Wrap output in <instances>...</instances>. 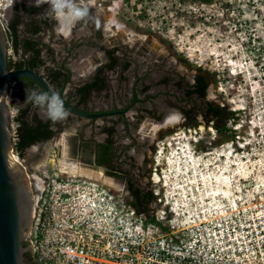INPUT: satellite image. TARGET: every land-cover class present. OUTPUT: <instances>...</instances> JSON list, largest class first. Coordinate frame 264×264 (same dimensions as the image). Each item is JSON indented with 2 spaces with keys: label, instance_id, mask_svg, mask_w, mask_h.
<instances>
[{
  "label": "flooded vegetation",
  "instance_id": "1",
  "mask_svg": "<svg viewBox=\"0 0 264 264\" xmlns=\"http://www.w3.org/2000/svg\"><path fill=\"white\" fill-rule=\"evenodd\" d=\"M155 1L84 0L89 15L73 24V15L58 21L50 14V5L46 2L37 6L36 0H0V16L8 38V69L29 67L42 74L53 90L81 110L125 111L93 117L76 114L66 107L70 112L68 118L54 122L32 104L24 118L35 124L37 114L49 122L54 133L26 147L21 155L16 145L21 125L17 116L28 104L26 95L22 97V94L33 88L46 90L35 79L32 84L29 80L15 81L10 91L15 90L24 104L15 108L11 126L15 151L25 168L31 190L30 230L36 200L44 193L41 174L52 158L59 163L61 135L74 123L79 127L76 120L84 121L78 134L68 136V142L82 163L70 160L68 164L95 171L101 177L65 169L60 172L98 180L134 207L133 201L138 198L134 190L140 188L145 195L151 192L153 199L147 213L156 207L153 171L167 165L164 156L173 149L181 152L183 147L190 151L193 146H200L207 140L203 133L206 129L219 131V127L227 126L231 120V106L217 93L214 75L204 65L193 64L187 58L194 54L191 46L185 49L179 46L177 39L188 34L186 42H191L202 30L212 37V42L223 44L227 40L228 46L230 25L227 20L232 19L230 14L219 16L218 12L225 8L235 10L239 2L165 0L169 12L156 20L155 14H150ZM115 2L119 4L117 12L111 9ZM135 17L137 24L144 25L150 34H142L132 27ZM117 20L127 29L117 28L113 22ZM224 52V49L218 50L217 54ZM201 54L210 53L202 50ZM82 64H87L88 68L82 77L76 78ZM58 73L61 76L55 78ZM100 80L104 84L101 88ZM83 86L88 90L84 91ZM109 90L113 97L101 105L96 96ZM116 90L122 92L118 94ZM176 112L182 119L169 121L167 118ZM178 127H184L188 136L178 137ZM161 144L163 147H159L165 154L162 162L156 163L157 146ZM24 244L27 264H38L29 237Z\"/></svg>",
  "mask_w": 264,
  "mask_h": 264
},
{
  "label": "built area",
  "instance_id": "2",
  "mask_svg": "<svg viewBox=\"0 0 264 264\" xmlns=\"http://www.w3.org/2000/svg\"><path fill=\"white\" fill-rule=\"evenodd\" d=\"M235 12L225 8L218 15L230 14V31L246 50L243 43L250 47L251 42L261 41L259 17L254 16V30L251 27L248 33H241ZM248 21L251 18L244 20ZM182 47L189 46L185 43ZM206 51L217 54L218 50ZM192 59L198 65L219 70L220 64L214 60L210 64L202 56ZM226 61L236 74L232 61H237L232 57ZM243 125L239 121L234 127ZM180 136L188 134L183 130ZM204 143L211 145L212 141ZM250 143L246 135L238 133L236 139L215 146H193L186 152L200 162L196 166L183 162L178 170L182 171V181L176 184L167 183L169 163L155 168L157 200L151 213L138 211L98 180L62 174L63 168L52 158L41 174L44 193L36 200L29 233L38 264H264V174H260L263 168L258 162L249 163ZM226 149L245 162V167L244 162L235 164V170L225 156L220 159L222 163L217 162V172L220 166L222 172L227 168L229 174L235 172L227 188L223 189L225 180L218 179L206 183L200 179L188 185L187 175L204 167L209 174L214 168L210 165L212 157ZM164 154L159 147L156 163H161Z\"/></svg>",
  "mask_w": 264,
  "mask_h": 264
},
{
  "label": "rangeland",
  "instance_id": "3",
  "mask_svg": "<svg viewBox=\"0 0 264 264\" xmlns=\"http://www.w3.org/2000/svg\"><path fill=\"white\" fill-rule=\"evenodd\" d=\"M220 1H225V0H220ZM237 1L239 3L235 7L236 12L234 13V16H235V22L238 24L240 29H243L241 33H248L251 27H252L251 29H253L256 26L255 25L256 20H254V16L258 15L260 21V27L258 26L257 27L259 28L261 34L260 42L257 41L255 44L251 42L250 47L247 46L248 43H243L244 45H246V50H245V46L243 48V45L240 44L241 42L238 40L239 37L236 34H234L235 32L230 31V38H229L230 44L227 46V42H225L227 40H225L223 44L216 41L212 42L213 40L212 37L207 35L202 30L198 32L199 35L196 36L191 42H186L188 34H185L184 37L185 39L179 37L177 41H179L182 46H184L185 42L187 46H191L190 50L194 52V54L187 56V58L193 64H196V62L193 61L192 58L198 59L200 58V56L205 58L204 60L205 62L208 61L211 64L212 60H214L215 64H220V66H218L219 70H215L210 67L207 68L214 75V84H215L214 87L216 88L217 93L220 94L224 99H226L228 104H230L231 110L233 112L231 115L232 116L231 120L228 121L227 126L225 127L226 128L225 132L221 130L217 131L216 129H213L214 130L213 132L209 131L208 129H206V131L203 132L204 135L206 136V139L211 140L212 144L210 145L208 143L207 144L202 143L201 146H204V144L209 146H215L220 142H226L231 140L232 138L236 139V135L238 133H241L242 135H246V139L251 141L249 146H247L251 151L249 163L254 164L255 162H258L260 166L263 168L260 174H264V0H252L251 3L247 6H242V3L244 5L245 0H237ZM204 6L210 7L211 5L204 4ZM150 12H151L150 14L152 13L155 14L154 18L157 20L158 17L160 16L162 17L166 13L168 14L169 9L165 4V0H157L155 1L154 6L151 8ZM248 18H251V21L244 22V20H247ZM136 19L137 17H135V19L131 23L132 27L136 29L137 32H140L142 34L143 33L150 34L144 25L137 24ZM238 22H241L242 25L239 24ZM197 24L204 25L203 23H199V22ZM190 29L191 28H189V30ZM183 39L185 40L184 42ZM258 46H260L261 48ZM209 49H217L220 51L224 49L225 52L224 54H201L200 52V50H203V52H205L206 50ZM230 57L234 58L235 61H237V63L232 61L233 64L234 63L236 64V68H237L236 74H233L231 72L230 68H232V66H228L226 63L227 62L226 60H228ZM87 68H88L87 64H82L78 70L79 73L78 74L76 73V78L82 77V73H84L87 70ZM120 92L122 91L116 90V93L119 94ZM96 97L98 102L101 103V105H104L105 103L103 101L109 102V100L113 97V95H111V91L109 90L100 93ZM7 99L8 100L10 99L9 103L11 102L10 105L13 114L15 112L16 107L24 104V101H22L19 94L15 90H12V92L9 91ZM37 108L39 109L40 113L46 114L41 108L39 107ZM233 117H235V119ZM77 121H79V124L81 126L84 120L82 119L76 120L75 122ZM239 121L244 125L240 129H235L234 125ZM80 126L77 127L75 126L74 123V126L72 125L71 127L66 128L64 133H62L61 135L60 139H62L63 142L60 153L61 159L59 161L61 167L63 161L69 162L70 160H73L76 161L77 163L80 162L82 163V160H80L81 159L80 156L77 155V153L74 152L73 150L71 151V147L69 145L70 143L68 142V136L73 135V133L78 134V130L80 129ZM183 129L184 127L183 128L178 127L177 133L180 132L182 133ZM250 132L254 133V135L251 136ZM159 146L163 147V145L161 144L158 145L157 148ZM169 156L170 154L165 155V157L167 158ZM223 156L224 153H217V155L215 154L214 157H212L213 162L211 161L210 165L214 166V168H218L216 164L218 161L222 163L220 159H222ZM232 157L234 158V160H241L238 159L237 157L236 158L234 156ZM161 158L163 159V157ZM226 161L232 167L235 166V164L231 159L229 160L227 158ZM167 165L169 164L167 163ZM244 167H245V162H244ZM221 168L222 167L220 166L218 172H222ZM235 169H237V166L234 167V170ZM228 170L229 168H227L225 172H222V175L224 174L229 175L230 178L233 180L234 176H236L235 172L229 174Z\"/></svg>",
  "mask_w": 264,
  "mask_h": 264
},
{
  "label": "water",
  "instance_id": "4",
  "mask_svg": "<svg viewBox=\"0 0 264 264\" xmlns=\"http://www.w3.org/2000/svg\"><path fill=\"white\" fill-rule=\"evenodd\" d=\"M8 38L0 16V264H27L24 241L29 237L32 225V198L25 168L19 161H13L15 141L12 130L13 111L8 102V93L18 77L35 79L46 91L53 90L49 81L29 67L8 69ZM65 106L72 112L100 117L102 115L125 112H87L66 100Z\"/></svg>",
  "mask_w": 264,
  "mask_h": 264
},
{
  "label": "clouds",
  "instance_id": "5",
  "mask_svg": "<svg viewBox=\"0 0 264 264\" xmlns=\"http://www.w3.org/2000/svg\"><path fill=\"white\" fill-rule=\"evenodd\" d=\"M45 2L50 5V14H54L58 21L62 17L73 15V24H75L89 15V9L84 0H79V2L77 0H36L37 6ZM26 101L41 108L48 118L54 122L65 120L70 115L69 110L65 106V101L60 93L55 90L46 92L35 88L29 89L26 92ZM167 119L179 121L182 119V115L176 112Z\"/></svg>",
  "mask_w": 264,
  "mask_h": 264
},
{
  "label": "bare ground",
  "instance_id": "6",
  "mask_svg": "<svg viewBox=\"0 0 264 264\" xmlns=\"http://www.w3.org/2000/svg\"><path fill=\"white\" fill-rule=\"evenodd\" d=\"M118 5H119L118 2L117 3L115 2L111 9H113L114 12H117L119 9ZM113 22H115V24L117 25V28L127 29L125 24H123L122 22H119L118 20L113 21ZM169 121H173V120H169ZM182 149L183 150L181 152H178L176 150L173 151V153H170V156L168 158L166 157L167 160L165 159L166 162L170 164L169 166H171L170 171L168 173H166V176L168 178L167 183H170V181H172V183L176 184V182L182 181V175H181L182 171L179 172L178 170H179V168H181V165L183 162H186L188 165H193V166H196L200 162V160L199 161L196 160L195 157L189 158V154L186 152L187 150L184 149V147ZM233 152L234 151L224 150V151H218L217 153H224V156L226 158H228L229 160L231 159L233 161L234 160V158L232 157ZM13 155H15V156H13ZM12 157H13V161H20L17 154L12 153ZM160 160H161V157H160ZM242 161H243V159L234 160L233 163L234 164H238V163L240 164ZM62 168L65 170H68V171L81 172V173L89 174V175L95 176V177L97 176L98 178L101 177L100 173H97V172L91 171V170H87L84 167H78V166L76 167L75 165L72 166V165L68 164V162H66V161L62 162ZM172 168L174 170H172ZM205 168L206 167L200 169L199 171H198V169H196L195 172H193L191 175H187L186 180H188V185H192V183H196L200 179L204 180L205 183L207 181L212 182L214 179H218L219 181L221 180V182H222V180H225V187L226 188L229 186V181L232 180L229 175H226V174L222 175V173L219 174V172H217V168H213L210 171V173L208 174V172L205 171ZM183 173H186V172L183 171ZM225 187H223V189H225ZM216 191L217 190L213 191L214 194H216Z\"/></svg>",
  "mask_w": 264,
  "mask_h": 264
},
{
  "label": "trees",
  "instance_id": "7",
  "mask_svg": "<svg viewBox=\"0 0 264 264\" xmlns=\"http://www.w3.org/2000/svg\"><path fill=\"white\" fill-rule=\"evenodd\" d=\"M61 76L60 73L55 74V78H59ZM24 80H29L28 83L34 82L35 80L33 78L27 77V76H21L18 77L16 82L18 83H23ZM100 87L101 88L104 84H103V80H100ZM82 89L84 91L88 90V87L83 86ZM87 89V90H86ZM25 91L22 94V97H24V95H26ZM32 103L28 102L26 107H23L19 113V115L17 116V119L19 121H21V125L18 127V139H17V149L21 152V155H24V149L28 146H30L31 144L49 138L53 135L54 132H52L53 130L50 129L49 127V122H45L42 119H40L38 117V115L36 114L35 117V124L34 123H30L29 121H27L24 117L28 114L30 107H31ZM226 126H221L219 127L221 131L225 132L226 131ZM134 192L136 194H138V198L136 199V201H133V204L135 205L136 209L140 212H148V206L150 201L153 199L152 197V193L150 192L148 195L142 194L141 193V189H136L134 190Z\"/></svg>",
  "mask_w": 264,
  "mask_h": 264
}]
</instances>
